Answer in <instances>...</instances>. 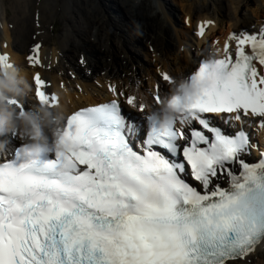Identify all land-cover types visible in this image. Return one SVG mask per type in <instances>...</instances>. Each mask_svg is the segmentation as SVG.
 Returning <instances> with one entry per match:
<instances>
[{
	"label": "snow or ice",
	"instance_id": "obj_1",
	"mask_svg": "<svg viewBox=\"0 0 264 264\" xmlns=\"http://www.w3.org/2000/svg\"><path fill=\"white\" fill-rule=\"evenodd\" d=\"M224 52L190 76L195 98L175 97L178 116L136 121L112 100L67 118L57 137L68 151L48 146L36 156L21 143L0 162V264H228L254 251L264 240V158L245 161L248 133L226 134L207 114H227L226 124L259 118L264 127V29L233 33ZM33 53L39 66V46ZM12 67L0 54V68ZM34 84L42 105L58 103L39 73ZM126 102L135 106L136 97ZM7 103L25 114L17 99Z\"/></svg>",
	"mask_w": 264,
	"mask_h": 264
},
{
	"label": "bare ground",
	"instance_id": "obj_2",
	"mask_svg": "<svg viewBox=\"0 0 264 264\" xmlns=\"http://www.w3.org/2000/svg\"><path fill=\"white\" fill-rule=\"evenodd\" d=\"M173 11L188 26L185 21L177 25ZM58 15L63 30L54 35L51 27ZM261 17L264 0H0V50L7 42L17 60L33 42L43 44V59L50 67L44 75L54 82V89L59 81L69 88L68 93H62V105L54 109L55 113L98 102L94 92L106 94L109 82L129 87L149 104L146 92L137 83L144 78L152 86L160 79L151 61L141 56H153L155 67L181 82L195 65L198 52L193 48L204 40L208 42L209 34L222 43L232 31L260 25ZM199 21L214 22L203 38L194 34ZM54 36L60 44L51 47ZM79 59H84L85 67ZM88 70L93 71L91 76ZM69 72L77 79L72 80ZM19 77L27 84L31 79L28 70ZM95 80L102 89L95 86ZM77 85L83 87L82 93ZM161 87L164 95L167 86ZM247 259L238 264H264V241Z\"/></svg>",
	"mask_w": 264,
	"mask_h": 264
},
{
	"label": "clouds",
	"instance_id": "obj_3",
	"mask_svg": "<svg viewBox=\"0 0 264 264\" xmlns=\"http://www.w3.org/2000/svg\"><path fill=\"white\" fill-rule=\"evenodd\" d=\"M21 84H23V88ZM27 87L26 81L19 77L17 69L13 67L0 68V136L6 135L8 131L19 130L30 141L29 144L33 146V154L36 156L42 155L48 146H54L60 151H68L70 145L60 143L57 137V132L61 128L56 127L59 117L47 109H37L43 114L45 126L50 129L46 134L45 130L34 118L31 109H26L25 114L21 116L16 108L7 103V99L10 97L24 95ZM196 91L189 80L179 82L168 97L165 106L167 114L169 116H178L181 113L183 105L173 102L176 96H183L185 92H189L194 99ZM6 144V141H0V149L6 147Z\"/></svg>",
	"mask_w": 264,
	"mask_h": 264
},
{
	"label": "rangeland",
	"instance_id": "obj_4",
	"mask_svg": "<svg viewBox=\"0 0 264 264\" xmlns=\"http://www.w3.org/2000/svg\"><path fill=\"white\" fill-rule=\"evenodd\" d=\"M40 4H41V2L40 3H37V5H39V6H40ZM171 6H173L174 8H176V3H172ZM231 8H233V6H231ZM58 10H60V8H58ZM177 12H180L179 7L177 9ZM177 12L176 11H173V14H174L173 16L175 17V19H177V25L180 26L181 24H184L183 21H185V19H183V17L177 15ZM260 19H264V18L261 17ZM53 22H54L53 25L55 24L54 29H53L54 35H58L63 30V24H62V17H61V15L56 16L54 18ZM189 23H191V22H189ZM185 25L188 26V23L186 21H185ZM50 43L51 44H54L55 43V44L59 45L60 42H59L58 36H54L53 37V40H51ZM76 53H78V52H76ZM141 57H143V60L145 59L144 56H141ZM99 61H100V59H99Z\"/></svg>",
	"mask_w": 264,
	"mask_h": 264
}]
</instances>
